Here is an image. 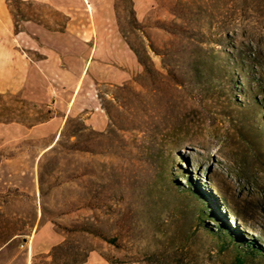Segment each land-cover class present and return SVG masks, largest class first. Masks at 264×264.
Listing matches in <instances>:
<instances>
[{
  "label": "rangeland",
  "instance_id": "obj_1",
  "mask_svg": "<svg viewBox=\"0 0 264 264\" xmlns=\"http://www.w3.org/2000/svg\"><path fill=\"white\" fill-rule=\"evenodd\" d=\"M8 1L21 40L27 20L65 28L45 6ZM88 1L91 59L110 54L126 71L116 61L128 60L125 50L136 65L109 85L94 79L96 65L80 78L84 65L64 59L61 96L0 93V123L30 127L54 117L55 99L66 108L83 83L106 120L97 130L76 114L78 89L59 132L0 147V162L14 159L11 180L0 179V248L41 231L51 245L34 264H238L239 251L244 264H264L243 252L252 241L264 248V0ZM76 34L63 37L72 57L82 53ZM198 208L207 223L196 221ZM212 208L237 244L211 233Z\"/></svg>",
  "mask_w": 264,
  "mask_h": 264
},
{
  "label": "crops",
  "instance_id": "obj_2",
  "mask_svg": "<svg viewBox=\"0 0 264 264\" xmlns=\"http://www.w3.org/2000/svg\"><path fill=\"white\" fill-rule=\"evenodd\" d=\"M24 3H36L49 8L55 16L67 18V23L63 29L62 24L54 20L53 26L46 27L43 23L27 20L23 22L24 38H17L14 32V21L12 19L10 5L8 0H0V93L17 94L21 93L23 97L34 102L45 103L53 100L56 96H61L63 91L62 63L64 59H76L79 65H84L81 77H87L90 65H96V71L93 72L94 79L104 84L117 85L127 79L129 71L136 65L134 55L127 54L128 60H116L121 66L127 68L114 67L111 63V55L98 54L97 61L91 59L93 54L90 43H93V36L88 23V11L91 5L88 0H20ZM135 3L140 0H133ZM109 7V6H108ZM79 10L85 17L81 24L76 22V13ZM81 15V16H83ZM54 16V17H55ZM74 35L82 53L73 56L69 53L72 48L71 42L63 43L64 36ZM29 34V35H27ZM81 34V35H80ZM44 35L48 40L43 41ZM28 37V41L26 38ZM38 38V39H35ZM25 39V40H24ZM26 41V42H25ZM28 43L30 49L39 51L43 56L39 61H34L22 49L21 45ZM98 49V48H97ZM68 51V54L65 53ZM65 60V61H66ZM88 67V68H87ZM85 74V75H84ZM93 80V78H91ZM80 80V79H79ZM76 102L82 100L76 114H83L85 121L92 129L102 130L106 125L105 117L97 107L93 90L82 86L79 83L75 87ZM75 91V93H76ZM71 96L67 107L58 108V100H54L56 112L54 117L26 127L22 123H0V143L2 145H13L18 139L21 140H39L47 137L49 134L59 132L64 124L68 112H71L70 106L75 97ZM61 94V95H60ZM62 111V115L61 112ZM13 158H2L0 162V179L6 183L13 177L12 170L8 169V163L13 162ZM13 241V240H12ZM11 242V241H10ZM10 242L0 248V264H34V257L48 252V246L51 245L50 239L45 233L37 231L32 235L30 241L10 252ZM11 253L7 259L5 255Z\"/></svg>",
  "mask_w": 264,
  "mask_h": 264
},
{
  "label": "trees",
  "instance_id": "obj_3",
  "mask_svg": "<svg viewBox=\"0 0 264 264\" xmlns=\"http://www.w3.org/2000/svg\"><path fill=\"white\" fill-rule=\"evenodd\" d=\"M10 123L11 122H15V123H22L21 121L19 120H16V119H11L9 121ZM44 122L43 119L41 120H37L35 121V123H32V124H38V123H42ZM30 124V125H32ZM190 192L197 198H201L200 196V193H198L199 191L197 189H194L192 186L190 187ZM201 201L200 204L201 206L203 205H208V207L211 208V204H212V201L211 200H203V199H199ZM210 211V215H211V221H217V225L215 227V229H211V233L214 234L215 236H217L218 238L222 239L224 241V243L226 242V240L228 241V245H233V244H237L236 240H237V235H238V231L235 229V227L231 226L227 221L223 222L222 224L219 223L218 219H220V215H219V212H218V218H215V216H213L214 214H212V212H214V209L212 208V211L211 209L209 210ZM209 214L206 212V210H203L202 208L201 209H197V215H196V221H198V223H201L202 221H204V217H207ZM202 223H207V222H202ZM235 224V223H234ZM245 247L246 249L243 251L245 252L246 254L250 253L251 255H260L262 257H264V248L256 243L255 241H252V242H249V243H246L245 244ZM238 249V248H237ZM238 251V250H237ZM240 253L237 254L235 260L237 261L238 264H244L245 262V258L243 255H241V251H239ZM245 255V254H244Z\"/></svg>",
  "mask_w": 264,
  "mask_h": 264
}]
</instances>
